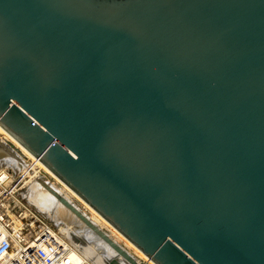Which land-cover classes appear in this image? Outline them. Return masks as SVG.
I'll list each match as a JSON object with an SVG mask.
<instances>
[{"label":"water","instance_id":"95a60500","mask_svg":"<svg viewBox=\"0 0 264 264\" xmlns=\"http://www.w3.org/2000/svg\"><path fill=\"white\" fill-rule=\"evenodd\" d=\"M0 128L147 263L264 264V0H0Z\"/></svg>","mask_w":264,"mask_h":264},{"label":"built area","instance_id":"2783aa9c","mask_svg":"<svg viewBox=\"0 0 264 264\" xmlns=\"http://www.w3.org/2000/svg\"><path fill=\"white\" fill-rule=\"evenodd\" d=\"M12 172L0 162V264H90L53 225L31 212L28 202L23 204L25 198L15 196L26 175L15 182Z\"/></svg>","mask_w":264,"mask_h":264},{"label":"bare ground","instance_id":"6f19581e","mask_svg":"<svg viewBox=\"0 0 264 264\" xmlns=\"http://www.w3.org/2000/svg\"><path fill=\"white\" fill-rule=\"evenodd\" d=\"M7 142L11 143L14 148L8 145ZM0 150L5 152L4 156L0 157V161L2 160L4 166H7L8 168L13 166V169H16L17 172L21 174L19 176H24L23 174L26 175L25 178H23L20 182L22 184L21 187L23 186L24 188L27 186L25 197L29 201H31L33 205H35L34 207L37 208L38 212L45 214L46 217L53 221L57 228L60 230V233L65 235V237L69 241V238L72 235H76L84 239L86 238L91 242L90 246L92 248H86L82 250L78 245H74L70 241L73 244V247L76 246L83 254L89 251L91 253L90 255H92L91 250L94 249L95 246H98V242L95 240L96 237L93 236L91 232L87 230L86 227L82 224V222H80L70 211H68L67 208L58 203L46 191L41 189V187L37 184V178H42L43 180L46 179L58 192L63 194L67 200L73 202L74 204L77 203L76 205H79V209L81 211L82 209H84L83 212L89 217V219L99 228L106 231L113 239H116V237L121 235L1 128ZM121 239L126 244H128L126 246L123 242H119L121 245H123L139 260L146 261V257L136 248L140 252L139 253L135 249V247L122 235Z\"/></svg>","mask_w":264,"mask_h":264},{"label":"rangeland","instance_id":"374dc122","mask_svg":"<svg viewBox=\"0 0 264 264\" xmlns=\"http://www.w3.org/2000/svg\"><path fill=\"white\" fill-rule=\"evenodd\" d=\"M13 161V160H12ZM1 163H2V161H0ZM29 162H31V161H29ZM14 165H15V163H14ZM12 170H13V178H14V181L16 182L17 180H18V177H19V172H17V170L16 169H13V166H12ZM14 171H16V172H14ZM46 182H48L46 179H44ZM49 183V182H48ZM14 184V183H13ZM38 184V183H37ZM51 184V183H50ZM21 185L22 184H20L17 188H16V190H17V192H16V197L18 198V199H22V198H25L24 200H23V204L25 203V205H26V202H28V204L26 205V207L31 211V212H33L34 214H37L39 217H41L42 219H45L49 224H51V225H53V227L55 228V230L56 231H58L59 233H60V230L57 228V226L54 224V222L53 221H51L48 217H46L45 216V214H42V213H40V212H38V210H37V208L36 207H34L35 205H33L32 204V202L31 201H29L26 197H25V192H26V189H27V186L26 187H22L21 188ZM39 186H40V184H38ZM41 187V186H40ZM24 189V190H23ZM41 189H43L42 187H41ZM44 190V189H43ZM45 191V190H44ZM73 196V195H72ZM44 201H45V199H44ZM77 203H75V206H77L76 205ZM83 205V204H82ZM79 206V205H78ZM77 206V208H79ZM84 206V205H83ZM86 207V206H85ZM87 208V207H86ZM88 209V208H87ZM114 230V229H113ZM62 236H64L65 237V235H63L62 233H60ZM119 234V233H118ZM120 235V234H119ZM116 241H118V242H123L126 246L128 245V244H126L122 239H121V235L120 236H118V237H116V239H115ZM129 243V242H128ZM72 244V243H71ZM130 244V243H129ZM73 245V244H72ZM131 245V244H130ZM133 247V246H132ZM74 248H76L78 251H79V249L75 246ZM136 249V248H135ZM137 250V249H136ZM138 251V250H137ZM81 254H83L81 251H79ZM139 252V251H138ZM140 253V252H139ZM91 253L89 252V251H87V253H85V254H83V255H85V256H87V257H89V256H91L90 255ZM137 256V255H136ZM145 260L146 261H143V262H145V263H147V259L145 258ZM91 264V263H90ZM147 264H152V263H147Z\"/></svg>","mask_w":264,"mask_h":264}]
</instances>
